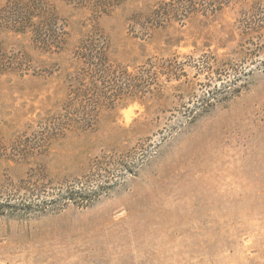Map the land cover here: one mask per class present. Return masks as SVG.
Masks as SVG:
<instances>
[{"label": "rangeland", "instance_id": "374dc122", "mask_svg": "<svg viewBox=\"0 0 264 264\" xmlns=\"http://www.w3.org/2000/svg\"><path fill=\"white\" fill-rule=\"evenodd\" d=\"M46 1L67 32L61 48L0 32L30 68L0 75V200L41 167L54 183L82 179L103 153L134 168L86 206L0 214V264H264V0H196L162 25L151 18L170 0L98 16ZM92 34L122 76L113 93L133 89L130 101L89 83L78 50Z\"/></svg>", "mask_w": 264, "mask_h": 264}, {"label": "trees", "instance_id": "16d2710c", "mask_svg": "<svg viewBox=\"0 0 264 264\" xmlns=\"http://www.w3.org/2000/svg\"><path fill=\"white\" fill-rule=\"evenodd\" d=\"M77 7L89 10L95 15L105 14L110 9L118 6L126 0H68ZM199 5L196 0H170L163 2L155 9L151 23L164 24L167 20L177 19L183 20L194 12ZM11 31L14 33L30 36L34 44L40 48L42 52L53 51L54 48H61L66 43L67 32L64 26L60 23V19L55 11V8L46 0H8L4 5H0V32ZM106 40L102 35L92 34L82 43L78 50L79 57H83L88 61V70L90 71L89 83L93 86L102 84L105 89V94L108 90V97L112 101H126L135 97V90L125 93L121 92L119 68H115L106 62ZM4 50L0 47V75L18 74L20 76L29 73L30 68L26 67L23 57L24 54L16 58L7 56ZM95 61V62H94ZM100 69L101 80L95 78L96 68ZM101 68H103L101 70ZM126 76L135 82L137 79H145L148 85H151L153 79L152 74L146 72L129 73L125 72ZM142 77V78H140ZM152 79V80H151ZM235 84V83H234ZM133 85V84H132ZM209 94V92L207 91ZM215 99L212 95L205 98L207 101ZM71 100H74L72 98ZM68 127L76 129L73 124H69L62 130L51 129L50 134H69L75 130H70ZM87 130H79L85 132ZM112 153L94 158L89 163L88 169L82 179L70 180L63 178L54 183L46 176L44 167L40 169L38 174H35L30 181L25 183L22 188L9 190L12 195L0 200V214L10 212L18 213L24 216L33 212H44L51 207H64L69 203L75 205L86 206L97 200L101 194L109 191L113 183L121 179L124 173H133L134 161L128 163L118 162L115 164L112 161ZM56 184V185H55ZM49 185L53 189L49 188ZM15 191V193H14ZM17 192V193H16ZM14 193V194H13Z\"/></svg>", "mask_w": 264, "mask_h": 264}]
</instances>
